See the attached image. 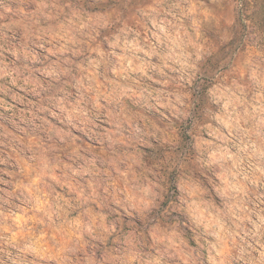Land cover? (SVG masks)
<instances>
[{"label": "clouds", "instance_id": "9594fccd", "mask_svg": "<svg viewBox=\"0 0 264 264\" xmlns=\"http://www.w3.org/2000/svg\"><path fill=\"white\" fill-rule=\"evenodd\" d=\"M0 264H264V0H0Z\"/></svg>", "mask_w": 264, "mask_h": 264}]
</instances>
